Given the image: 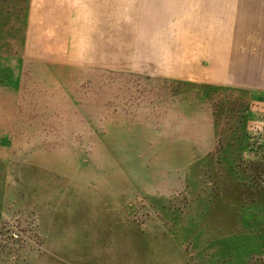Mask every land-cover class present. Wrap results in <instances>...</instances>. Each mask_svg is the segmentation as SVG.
I'll return each instance as SVG.
<instances>
[{
    "label": "rangeland",
    "instance_id": "obj_1",
    "mask_svg": "<svg viewBox=\"0 0 264 264\" xmlns=\"http://www.w3.org/2000/svg\"><path fill=\"white\" fill-rule=\"evenodd\" d=\"M216 38L264 0H0V264H264V94L160 67Z\"/></svg>",
    "mask_w": 264,
    "mask_h": 264
},
{
    "label": "crops",
    "instance_id": "obj_2",
    "mask_svg": "<svg viewBox=\"0 0 264 264\" xmlns=\"http://www.w3.org/2000/svg\"><path fill=\"white\" fill-rule=\"evenodd\" d=\"M38 1L39 0H37V2ZM47 20L51 21L47 16V12L43 9L37 8V58L50 60V58L59 56L61 53L57 52L58 54H56L55 52H51L50 50H52L53 47L49 48V46L46 45L47 39L43 36V30L45 29L46 23L49 22ZM205 47L207 48L203 52L201 59L206 60L209 63L208 71L203 70L202 68L199 69V65L196 66V61L193 62L195 68L190 71H188V67L183 68V65L186 64L184 60H182V62H180L175 68H168L169 66H166L164 63H161L160 65V63L157 62V64L159 63L158 65L163 69L162 72H165L164 74L167 75L188 77L190 76L189 72L206 73L203 74V76L208 75L209 79L212 78L215 81L221 80V82L228 80L227 75H223V73L228 70V73L230 74H228L230 82L244 80V87L238 85L237 88H244L254 93L264 94V58H259L247 47L245 61L244 64H242L235 54L229 55L227 51H224L223 53L220 38H216L211 45L208 44ZM27 50H29V47ZM262 55L264 57V54ZM69 56L72 58L76 55L75 53H71ZM161 59L162 58H160V60ZM239 72L243 74L240 77L237 76Z\"/></svg>",
    "mask_w": 264,
    "mask_h": 264
}]
</instances>
